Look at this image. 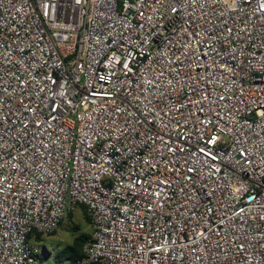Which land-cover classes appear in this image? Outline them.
<instances>
[{
	"label": "built area",
	"instance_id": "built-area-1",
	"mask_svg": "<svg viewBox=\"0 0 264 264\" xmlns=\"http://www.w3.org/2000/svg\"><path fill=\"white\" fill-rule=\"evenodd\" d=\"M78 206L67 264H264V0H0V264Z\"/></svg>",
	"mask_w": 264,
	"mask_h": 264
},
{
	"label": "rangeland",
	"instance_id": "rangeland-1",
	"mask_svg": "<svg viewBox=\"0 0 264 264\" xmlns=\"http://www.w3.org/2000/svg\"><path fill=\"white\" fill-rule=\"evenodd\" d=\"M92 223L82 206L76 207L73 213L66 216L60 226L52 234L34 238V243L40 249L43 264H67L66 249L74 245L81 236L92 235ZM89 240V239H88ZM86 240L81 248L86 245Z\"/></svg>",
	"mask_w": 264,
	"mask_h": 264
},
{
	"label": "trees",
	"instance_id": "trees-1",
	"mask_svg": "<svg viewBox=\"0 0 264 264\" xmlns=\"http://www.w3.org/2000/svg\"><path fill=\"white\" fill-rule=\"evenodd\" d=\"M83 207V206H82ZM84 208V207H83ZM85 209V208H84ZM86 211V210H85ZM88 218H89V216H88ZM90 219V218H89ZM90 221H91V219H90ZM55 232V231H54ZM53 233V232H52ZM52 233H49V234H52ZM42 235H45V234H38V233H34V235L31 237V239H33L34 240V238L35 237H37L38 239L39 238H41V236ZM90 237L89 236H81L80 238H78L76 241H75V243H74V245L73 246H71V247H68L67 249H66V259L67 260H69V261H75V260H77V259H79V258H81L82 257V255H83V252L81 251V248H82V246H83V244H84V242L86 241V240H88ZM36 239V238H35Z\"/></svg>",
	"mask_w": 264,
	"mask_h": 264
}]
</instances>
